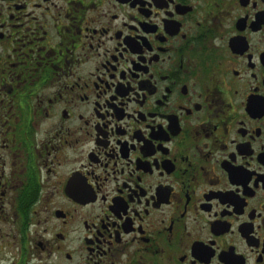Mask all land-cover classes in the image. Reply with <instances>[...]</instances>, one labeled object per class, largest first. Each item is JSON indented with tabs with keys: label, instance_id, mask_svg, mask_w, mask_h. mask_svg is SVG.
<instances>
[{
	"label": "flooded vegetation",
	"instance_id": "1",
	"mask_svg": "<svg viewBox=\"0 0 264 264\" xmlns=\"http://www.w3.org/2000/svg\"><path fill=\"white\" fill-rule=\"evenodd\" d=\"M0 264H264V0H0Z\"/></svg>",
	"mask_w": 264,
	"mask_h": 264
}]
</instances>
